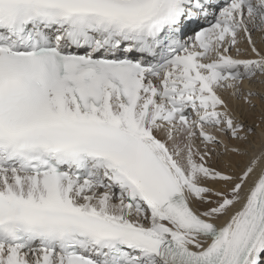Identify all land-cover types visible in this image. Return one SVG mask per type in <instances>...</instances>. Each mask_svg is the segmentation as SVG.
I'll use <instances>...</instances> for the list:
<instances>
[{
  "label": "snow or ice",
  "instance_id": "snow-or-ice-1",
  "mask_svg": "<svg viewBox=\"0 0 264 264\" xmlns=\"http://www.w3.org/2000/svg\"><path fill=\"white\" fill-rule=\"evenodd\" d=\"M0 264H264V0H0Z\"/></svg>",
  "mask_w": 264,
  "mask_h": 264
}]
</instances>
